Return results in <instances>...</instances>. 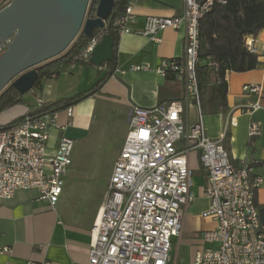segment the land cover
Returning a JSON list of instances; mask_svg holds the SVG:
<instances>
[{
	"label": "built area",
	"instance_id": "1",
	"mask_svg": "<svg viewBox=\"0 0 264 264\" xmlns=\"http://www.w3.org/2000/svg\"><path fill=\"white\" fill-rule=\"evenodd\" d=\"M134 1L128 0L126 10L116 20L119 33L127 31L128 22L136 18ZM216 2L226 0H184L179 16L146 18L142 33L155 40H159L161 30L185 28L183 55L165 58L157 68L162 76H171L180 84L183 94L167 104L133 107L125 143L91 230L88 264H174V239L181 237L187 208L195 199L194 170L189 160L192 151L198 153L206 174L204 195L210 206L204 216L213 218L216 227L203 231L201 237L214 246L197 250L190 264H264V220L255 202L264 179L253 175L252 163L234 160L224 143L228 125L218 139H212L203 121L198 78L200 27ZM248 38L246 44L254 51ZM98 42L97 37L91 39L85 60H90ZM5 49L6 42L0 43V53ZM210 66L217 67L218 63L210 61ZM142 68L132 66L133 70ZM243 92L255 95L256 100L242 106V111L254 113L263 108L260 84H245ZM43 103L40 99L38 107ZM194 106L196 121L191 119ZM66 110L69 115L73 113L72 107ZM55 123L57 113L37 118L26 113L20 124L0 126V198L36 189L42 200L52 206L58 203L64 175L72 164L75 140L62 136L50 152V129ZM261 134L260 123L253 122L250 138ZM8 250L0 249V253Z\"/></svg>",
	"mask_w": 264,
	"mask_h": 264
},
{
	"label": "crops",
	"instance_id": "2",
	"mask_svg": "<svg viewBox=\"0 0 264 264\" xmlns=\"http://www.w3.org/2000/svg\"><path fill=\"white\" fill-rule=\"evenodd\" d=\"M184 6V0L134 1L136 18L128 22L127 31L120 33L115 72L100 92L74 105L71 115L66 109L58 112L57 123L51 126L50 152L55 150L62 136L82 143L83 148L82 161L78 155L72 158L64 175V188L58 203L52 206L42 200L36 189L19 190L11 198H0V249L9 248L0 253V264H28L30 261L36 264H88L93 240L91 230L125 143L133 107L167 104L183 94L181 85L171 76H162L157 68L163 59L183 55L185 28H166L158 32L159 40H155L142 33L146 18L150 15L179 16ZM248 41L258 54L259 65L245 72H228V106L217 113H211L205 107L202 113L212 139H218L228 125L224 143L234 160L252 163L253 175L264 179V28ZM132 66L143 68L133 70ZM106 70L103 66L82 63L61 65L56 76L44 79L31 94L22 95L21 103L4 111L0 115V126L37 109L40 99L47 102L87 90ZM245 84H260L263 89V108L254 113L241 110L242 106L256 100L255 95L243 92ZM231 116L234 117L233 124H230ZM191 119H198L196 106L192 107ZM253 122L260 123L262 134L251 139L249 132ZM108 151L115 155L107 181L102 183L99 167ZM189 160L194 177L200 175L201 182H194L192 187L195 199L187 208L182 234L195 233L201 238L203 231L216 227V221L204 216L210 201L204 195L206 174L200 166L198 153L192 151ZM255 202L264 220V181Z\"/></svg>",
	"mask_w": 264,
	"mask_h": 264
},
{
	"label": "trees",
	"instance_id": "3",
	"mask_svg": "<svg viewBox=\"0 0 264 264\" xmlns=\"http://www.w3.org/2000/svg\"><path fill=\"white\" fill-rule=\"evenodd\" d=\"M11 0H0V8ZM100 0H91L88 16L94 17ZM128 0H115L113 10L106 20L104 28H96L92 37L79 34L63 53L39 67V78L36 86L46 78L58 74V68L63 64H89L90 60L84 59V52L91 39L99 40L109 34L114 42L113 60L105 62L102 66L107 70L98 76L94 83L85 91L72 97H64L44 102L41 107L28 111L27 115L37 118L46 114H56L80 101L100 92L106 81L113 75L117 65V52L119 40V27L116 20L126 10ZM264 28V0H226L225 3L216 2L211 10L201 20L200 27V61L198 63V78L201 89V105L208 108L211 113H217L228 106V72H245L257 68L259 65L258 54L250 50L246 40L250 36H257ZM210 61L218 63L211 67ZM22 95L9 84L0 93V115L11 107L22 102ZM25 120V115L9 123V126L20 124Z\"/></svg>",
	"mask_w": 264,
	"mask_h": 264
},
{
	"label": "water",
	"instance_id": "4",
	"mask_svg": "<svg viewBox=\"0 0 264 264\" xmlns=\"http://www.w3.org/2000/svg\"><path fill=\"white\" fill-rule=\"evenodd\" d=\"M91 0H11L0 8V93L11 84L21 95L31 91L39 67L67 53L79 34L92 37L104 28L115 0H100L94 17L88 16ZM114 42L105 34L90 56L96 66L112 61Z\"/></svg>",
	"mask_w": 264,
	"mask_h": 264
},
{
	"label": "rangeland",
	"instance_id": "5",
	"mask_svg": "<svg viewBox=\"0 0 264 264\" xmlns=\"http://www.w3.org/2000/svg\"><path fill=\"white\" fill-rule=\"evenodd\" d=\"M26 94H31V91H29ZM202 111L205 112L204 110ZM82 149H83L82 143L80 144V142H75L72 158H75L78 155L81 157V161H82V156H81ZM114 155L115 152L108 151V153H105L102 157V162L99 167L100 168L99 171L101 172L100 180L102 181V183L107 181L108 171H110L112 168ZM194 182L196 184H199L201 182L200 175L195 174ZM174 242L175 245L172 251V258L174 264H190L191 262H193L197 250L214 246V244L204 243L203 240L200 238V236H197V234L195 233L193 234L190 232H184L180 237V239L178 240V238H175Z\"/></svg>",
	"mask_w": 264,
	"mask_h": 264
}]
</instances>
